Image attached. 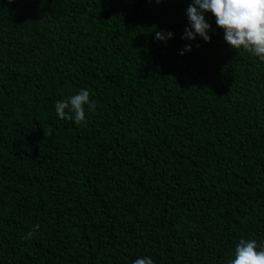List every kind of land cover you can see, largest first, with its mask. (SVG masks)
<instances>
[{"label": "trees", "instance_id": "trees-1", "mask_svg": "<svg viewBox=\"0 0 264 264\" xmlns=\"http://www.w3.org/2000/svg\"><path fill=\"white\" fill-rule=\"evenodd\" d=\"M191 2L0 0V264H228L264 243V62L211 13L210 42L183 39ZM81 88L87 122L60 119Z\"/></svg>", "mask_w": 264, "mask_h": 264}, {"label": "clouds", "instance_id": "clouds-1", "mask_svg": "<svg viewBox=\"0 0 264 264\" xmlns=\"http://www.w3.org/2000/svg\"><path fill=\"white\" fill-rule=\"evenodd\" d=\"M159 2V0H157ZM211 13L218 28L224 31V40L232 49H242L264 62V0H192L186 9L188 26L183 39L195 41L197 37L210 42L214 33L207 19ZM170 30H156L155 38L163 43L172 39ZM192 51V44H186L180 55ZM96 101L87 88L55 102V112L60 119L74 121L77 124L87 122L86 107L94 110ZM29 231L24 239L32 237L35 229ZM132 264H155L150 256H139ZM228 264H264V243L254 238H241L235 246L234 256Z\"/></svg>", "mask_w": 264, "mask_h": 264}]
</instances>
